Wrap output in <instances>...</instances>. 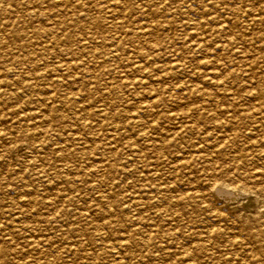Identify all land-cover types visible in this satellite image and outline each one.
Segmentation results:
<instances>
[{
	"label": "rangeland",
	"instance_id": "obj_1",
	"mask_svg": "<svg viewBox=\"0 0 264 264\" xmlns=\"http://www.w3.org/2000/svg\"><path fill=\"white\" fill-rule=\"evenodd\" d=\"M0 264H264V0H0Z\"/></svg>",
	"mask_w": 264,
	"mask_h": 264
},
{
	"label": "bare ground",
	"instance_id": "obj_2",
	"mask_svg": "<svg viewBox=\"0 0 264 264\" xmlns=\"http://www.w3.org/2000/svg\"><path fill=\"white\" fill-rule=\"evenodd\" d=\"M216 185H219L218 187L224 189V187H223L224 185H222V184H216V183H214V184L212 185V187H214V186H216ZM221 185H222V186H221ZM212 187H211V188H212ZM218 187H217V189H218ZM223 189H222V190H223ZM225 190H226V188H225ZM239 190H240V189H239ZM239 190L236 189V188H234V189L231 190V193H232V191H234L235 193H240V191H242V190H240V191H239ZM218 191H219V190H218ZM229 191H230V190H229ZM234 192H233V193H234ZM244 194H245V193H244ZM229 200H230V199H229Z\"/></svg>",
	"mask_w": 264,
	"mask_h": 264
}]
</instances>
